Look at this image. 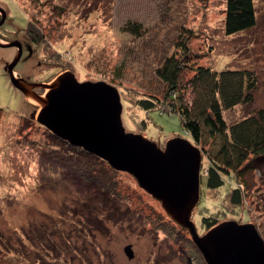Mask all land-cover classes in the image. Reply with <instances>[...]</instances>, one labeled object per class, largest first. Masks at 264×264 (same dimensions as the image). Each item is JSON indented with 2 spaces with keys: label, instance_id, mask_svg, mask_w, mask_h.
<instances>
[{
  "label": "rangeland",
  "instance_id": "1",
  "mask_svg": "<svg viewBox=\"0 0 264 264\" xmlns=\"http://www.w3.org/2000/svg\"><path fill=\"white\" fill-rule=\"evenodd\" d=\"M254 6L256 24L227 35L226 0H0L6 11L0 41L19 43L16 78L41 86L68 71L78 82H105L119 92L126 132L162 149L173 137L194 145L178 114L164 105L145 112L138 102L152 95L163 100L156 69L186 45L190 67L239 69L256 78L252 103L224 111L227 124L264 110V0ZM18 50L0 47V264H196L188 230L130 174L96 156L99 161L86 162L79 147L32 117L38 103L17 90L4 69ZM40 86L33 90L45 96ZM196 147L202 153L192 215L198 234L207 232L202 218L222 207L217 224H253L264 241V164L209 191L202 178L208 163ZM231 186L243 190L241 206L230 205ZM168 222L173 233L162 226Z\"/></svg>",
  "mask_w": 264,
  "mask_h": 264
},
{
  "label": "water",
  "instance_id": "2",
  "mask_svg": "<svg viewBox=\"0 0 264 264\" xmlns=\"http://www.w3.org/2000/svg\"><path fill=\"white\" fill-rule=\"evenodd\" d=\"M0 14L2 25L6 11L0 8ZM10 46L19 50L4 69L13 86L38 103L40 111L32 117L40 125L114 170L130 174L173 221L188 230L206 264H264V241L253 224L224 221L198 234L192 215L200 199L201 150L186 138L168 139L162 149L141 134L126 132L119 92L105 82H78L68 71L41 86L16 78L19 43L0 41L1 48ZM37 86L47 89L45 96L33 90ZM124 251L133 258L130 245Z\"/></svg>",
  "mask_w": 264,
  "mask_h": 264
},
{
  "label": "trees",
  "instance_id": "3",
  "mask_svg": "<svg viewBox=\"0 0 264 264\" xmlns=\"http://www.w3.org/2000/svg\"><path fill=\"white\" fill-rule=\"evenodd\" d=\"M255 24L254 0H226L224 30L227 35L248 30ZM129 29L139 33L136 25ZM180 51V55L166 57L156 69L163 83V100L152 95L139 100L138 104L145 112L164 105L179 115L184 133L194 145L202 148L206 157L208 166L202 177L205 190L219 191L226 177L242 176L249 169L264 164V110L257 109L231 124L226 123L223 115L224 111L238 105L252 103L256 78L253 73L239 69L216 71L202 65L190 67L185 57L189 54L186 45H181ZM190 70L193 74L188 77ZM77 150L86 157V162L98 160L81 148ZM92 180L89 178V182ZM229 190L230 205L241 206L243 190L234 186ZM221 210L222 207L204 216L202 226L208 230L216 225ZM162 226L171 233L175 230L171 222ZM190 252L196 264H206L194 243Z\"/></svg>",
  "mask_w": 264,
  "mask_h": 264
},
{
  "label": "flooded vegetation",
  "instance_id": "4",
  "mask_svg": "<svg viewBox=\"0 0 264 264\" xmlns=\"http://www.w3.org/2000/svg\"><path fill=\"white\" fill-rule=\"evenodd\" d=\"M14 48V47H13ZM15 49V48H14Z\"/></svg>",
  "mask_w": 264,
  "mask_h": 264
}]
</instances>
